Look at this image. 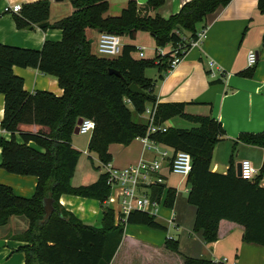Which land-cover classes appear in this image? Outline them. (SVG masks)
Wrapping results in <instances>:
<instances>
[{"label":"trees","instance_id":"16d2710c","mask_svg":"<svg viewBox=\"0 0 264 264\" xmlns=\"http://www.w3.org/2000/svg\"><path fill=\"white\" fill-rule=\"evenodd\" d=\"M73 12L53 25L48 24L49 2L40 0L24 4L19 15H14L17 29L37 26L42 30L59 29L58 42H45L40 50L21 49L0 44V94L4 97L0 128L10 138L0 137V168L9 174L36 177L34 194L30 198L16 196L8 186L0 184V226L12 216H24L28 221L25 232L16 237L25 243L19 250L24 253V264H110L121 244L125 225H141L153 230L166 228L156 222L155 216L133 211L124 221L115 223L114 211L106 208L101 227L81 223L73 214L59 205L62 195L91 199L104 203L111 192L107 184L108 173L98 176L96 182L73 186L80 152L71 140L78 121L91 120L94 129L87 144V152L95 154L100 164H110L109 146L129 145L146 135L147 125L134 122L147 106L156 105L154 124L160 126L173 118L194 125L190 129L167 128L149 135L154 142L183 151L190 155L191 172L186 177L187 202L195 208L193 232L201 233L206 244L218 239L221 221L243 228L242 241L264 247V162L251 180L237 177L232 156L225 174L211 171L213 150L223 140L221 124L209 116L190 115L184 103H157L154 96L155 81L146 78L145 71L154 68L157 81L171 70V51L152 59H135V47L124 44L121 54L107 59L93 54L85 32L125 36L134 40L137 33H148L154 41L155 51L188 48V41L206 28V18L219 7L232 0H190L167 19L155 12L165 0H147L139 8L129 0L118 16H105L108 0H68ZM257 9L264 14V0H257ZM185 33L189 38L185 41ZM35 69L57 80L61 96L47 91L28 93L23 80L13 68ZM253 68V67H252ZM250 68L240 75L251 77ZM120 77L109 74V70ZM134 84L143 94H131ZM20 125H36L47 131L20 132ZM18 135V136H17ZM17 136V137H16ZM264 149V131L241 133L234 142ZM164 186L151 187L150 198L159 201ZM53 200V212L44 220V200ZM175 192L167 190L163 202L172 208ZM164 248L178 252V243L166 239ZM183 264H228L223 260L185 258Z\"/></svg>","mask_w":264,"mask_h":264},{"label":"crops","instance_id":"0c3cea01","mask_svg":"<svg viewBox=\"0 0 264 264\" xmlns=\"http://www.w3.org/2000/svg\"><path fill=\"white\" fill-rule=\"evenodd\" d=\"M37 1L40 0H0L1 45L40 50L45 42L61 40L62 32L59 29L42 30L37 26L17 29L13 16L19 15L20 12H5L6 8L14 4H20L22 7L24 4ZM65 1L70 5L68 0H48L49 25L71 15L73 8L65 4ZM128 1L108 0L109 8L105 16H118ZM134 1L142 8L147 0ZM188 1L190 0H165L159 9L149 14H157L167 19L176 14ZM143 34L150 37L148 33L142 32L137 33L134 40L123 36V45L141 47L140 40ZM85 35L91 43L92 51L93 43L97 45L100 33L87 29ZM183 37L187 40L189 34L185 33ZM150 39L154 43L151 37ZM155 50L154 47V55ZM170 50V46L163 48L165 53ZM249 51L256 53V63L252 68V76L243 77L240 74L250 69L247 67ZM92 53L95 54L93 51ZM209 62L213 63L212 68L208 67ZM13 73L23 80V89L28 93L47 91L56 96L62 95L57 80L51 76L43 75L35 69L18 67L13 68ZM157 77V71L153 78L146 77L155 81L154 96L157 103H184L187 114L209 116L221 124L224 137L213 150L212 172L225 174L232 156L235 171L241 161L248 160L256 175L258 174L264 162V149L241 143L234 146L239 134H256L264 131V14L257 9V0H232L227 6L219 7L208 15L205 35L199 46L189 49L179 64L169 70L161 80L157 81ZM3 107L4 97L0 94V122ZM137 117L142 120L137 123L146 124L145 114ZM180 121L182 119L173 118L160 126L166 129H184L185 125ZM18 129L20 132L28 133L47 131L46 128L36 125H20ZM0 137L10 138L1 128ZM74 138L75 134L72 136L71 144L78 150L79 148L73 144ZM134 141L140 146L139 144L132 146ZM134 141L126 149L109 150V153L112 152L111 168L123 170L137 165L140 160L147 162L157 160L162 152H167L169 158L173 154V150L164 145L157 144L155 148L148 149L141 139ZM168 161L169 159L165 158L161 162L164 168L160 175L155 173L152 177L154 179L161 176L163 180L160 184L164 186V190L153 216L157 223L166 228V234L141 225H125L121 244L110 264H183L185 258L223 260L228 264H264V247L244 243L243 228L237 224L221 221L218 239L211 244L204 242L201 233L193 232L195 208L187 202L189 188L186 177L169 173L165 168ZM36 183V177L13 175L0 168V184L10 187L18 197H32ZM156 185L159 183L144 186L141 192L150 197L151 187ZM260 186L264 188V176ZM167 190L175 192L174 203L170 209L163 206ZM115 193L114 191L113 194ZM59 205L87 226L100 228L106 208L114 211L115 223L119 220L116 215V204L111 205L108 202L101 204L96 200L62 195L59 198ZM27 227L28 221L24 216H12L6 225L0 226V264H24L25 256L19 249L25 243L18 241L16 237L25 232ZM168 228L174 231L173 236L169 235ZM166 239L177 241V253L164 248Z\"/></svg>","mask_w":264,"mask_h":264},{"label":"built area","instance_id":"2783aa9c","mask_svg":"<svg viewBox=\"0 0 264 264\" xmlns=\"http://www.w3.org/2000/svg\"><path fill=\"white\" fill-rule=\"evenodd\" d=\"M21 11L20 4H14L11 7L5 9L6 13H18ZM205 30L199 31L196 34V38L193 40L186 41L184 37L182 40L185 41L189 47L188 48H173L171 49V61L170 69H173L179 62L182 60L186 52L194 47L199 46L200 42L204 38ZM123 48V39L119 35L114 34H100L97 45L96 53L99 57L114 59L117 58ZM144 47H136L135 51L138 52V59H143ZM158 54L163 56L167 53L163 49H158L155 52V55ZM256 63V53L254 51H249L247 54V67L252 68ZM208 67L212 68L213 63L209 62ZM211 77L212 74H209ZM156 111V105L147 106L143 114L146 115L147 121V131L146 135L142 138L144 145L150 149L155 148L158 143L149 139V135L155 134L157 132H164L166 128L161 126H156L154 124V115ZM78 134L86 135L92 133L94 129V122L91 120H82L81 124L78 125ZM161 157L152 162H147L140 160V162L135 166H130L123 170H116L110 167V164L105 166L106 172L108 173L107 184L110 186L111 192L108 199L104 203H109L111 205L116 204V215H118V221H124L125 217L133 211L146 212L150 215H153L157 208L158 202L152 200L150 197L146 196L141 192L142 187L148 186L154 183H162V177L152 178L153 174L161 173L164 168L161 163L165 158L169 159L168 163L165 165V168L169 173L175 174L181 177H187L192 169L191 157L188 153L183 151L174 152L170 158L167 155V152L160 153ZM256 176V171L253 168L252 164L248 160H243L240 162V178L243 180H251ZM116 192L115 195L113 194Z\"/></svg>","mask_w":264,"mask_h":264},{"label":"rangeland","instance_id":"374dc122","mask_svg":"<svg viewBox=\"0 0 264 264\" xmlns=\"http://www.w3.org/2000/svg\"><path fill=\"white\" fill-rule=\"evenodd\" d=\"M65 4H68V3L65 1ZM68 6H70V5L68 4ZM141 36H142V38L140 40V43L145 48V50L143 51L144 59H148L151 57L154 58V56H155L154 52H153L154 47H155L154 43L152 42V40L150 39V37L148 35L143 34ZM141 45H139V46H141ZM92 51L97 55L96 43L95 44L93 43ZM132 57L135 59H138V52L135 51L132 54ZM155 72H156V70L154 68H149L145 71V75H146V77L153 78V75L155 74ZM132 119L134 122L142 121L136 115H133ZM180 122L183 125H185L184 129H190V128L194 127L193 124H191L187 121L182 120ZM89 137H90V134H86V135L77 134V135H75V138H74L73 144L76 145V147H78L80 149V150L79 149L78 150L81 153L79 160H78V163H77V166H76L75 173H74L73 178L71 180L72 184L75 186L90 185V184L97 181L99 174L104 173L106 171V167L104 168L100 164V162L98 161L95 154L87 153L86 145L88 143ZM138 144H139L138 142L134 141L132 146H136ZM127 146L113 144V145H110L109 150H114L115 148H118V150H120V148L126 149ZM139 146H140V144H139ZM104 208H105V206H103V209ZM160 232H163L166 234L167 231L166 232L160 231ZM173 232L174 231L172 229L168 228L169 235L173 236Z\"/></svg>","mask_w":264,"mask_h":264},{"label":"water","instance_id":"95a60500","mask_svg":"<svg viewBox=\"0 0 264 264\" xmlns=\"http://www.w3.org/2000/svg\"><path fill=\"white\" fill-rule=\"evenodd\" d=\"M109 74L120 77V73L115 71V70H112V69L109 70ZM128 91L131 94H137V95L138 94H143V91L141 89H139L134 84H131L128 87ZM80 124H81V119L78 121V125H80ZM74 134L75 135L78 134V129L77 128L75 129ZM236 175H237V177H240V164L236 166ZM52 203H53V200L50 199V198H47V199L44 200V212H45L44 220H47L50 217V215L52 214V212H53Z\"/></svg>","mask_w":264,"mask_h":264}]
</instances>
